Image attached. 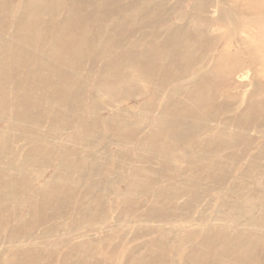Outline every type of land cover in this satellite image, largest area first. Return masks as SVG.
<instances>
[{
	"label": "bare ground",
	"instance_id": "6f19581e",
	"mask_svg": "<svg viewBox=\"0 0 264 264\" xmlns=\"http://www.w3.org/2000/svg\"><path fill=\"white\" fill-rule=\"evenodd\" d=\"M241 47L246 51H239ZM246 56L264 57V0H0V124H4L0 129V202L3 196L9 200L0 204V246H6L0 252V264H98L87 258L79 261L85 241L71 243L73 248L63 254L57 252L60 246L83 235H66L47 252L42 248L59 227L41 233L38 229L53 217H63L72 200L73 185L82 186L87 166L102 176L104 168L88 151L102 146L99 140L104 135L107 142L115 138L118 147L116 153H107L117 156L109 173L118 171L115 176L127 181L122 191L114 189L125 204L117 213L118 219L134 215V219L158 221L171 218L158 211L192 209L195 197L231 179L233 167L242 159L224 152L242 144L248 152L255 150L249 166L264 160V103L259 98L264 93V73H252L248 102L244 104L236 96L238 89L246 90V84L236 78V70L243 68ZM92 82L93 92L88 89ZM141 82L143 86L137 87ZM135 91L147 97V103L132 118L134 110L119 111L118 106ZM126 93L131 94L127 97ZM106 111L111 113L104 117ZM145 115L150 117L148 121ZM75 128L76 134L70 135L73 139L65 142L62 135ZM150 128L154 131L139 141ZM251 128L256 135L246 143ZM179 151L184 153L185 167L174 165L178 159L174 160V152ZM214 153L217 156L211 164L208 159ZM81 154L83 161L76 163ZM124 157L129 164L138 161L139 166L120 173ZM149 161L156 164L149 166ZM51 162L56 164V171L42 185L44 188L26 196L30 184L46 175ZM245 177L241 174L232 179L235 188L226 191L237 193L238 199L231 204V197H225L217 207L221 218L216 219H223L226 206L238 211L240 218L254 211V203L260 200L246 194L254 184L240 183ZM261 177L257 173L253 181L264 190ZM177 179L181 184L174 185L173 193L172 183ZM162 181L167 185L152 193V183L160 185ZM111 182L114 179L105 177L106 186ZM150 182L151 190L146 194L153 200L134 204ZM199 183H203L202 189L188 190V186ZM60 187H64L62 193ZM109 190L107 198L111 199L113 188ZM185 193L189 197L177 209L164 208ZM162 194L165 201L156 199ZM171 195L177 197L170 200ZM262 195L260 198H264V191ZM20 196H31L33 204L25 213L27 225L17 229L22 205L28 201L15 202ZM189 202L190 207L183 210ZM113 205L117 211L118 206ZM203 207L197 221L203 218L208 203ZM104 208H93V212L88 209L89 220L102 216ZM47 209L51 213L46 216ZM79 210L73 220L77 217L83 221L87 216ZM239 217L234 215L232 219L239 221ZM250 221L239 231L209 223L200 231H195L196 224L178 228V235L188 229L184 232L187 236L172 244V252L178 257L169 258V262L243 264L255 254L257 259L251 264H264V237L248 241L254 235L251 227L262 228L264 217ZM133 232L137 240L156 230L149 227L146 234ZM110 235L106 232L100 239ZM5 236L8 241L1 240ZM92 242L94 238V245ZM149 245L146 257L129 258L124 264H157L168 258L161 240L137 248ZM9 247L17 253H7ZM157 247L164 250L158 252ZM247 247L254 252L246 253Z\"/></svg>",
	"mask_w": 264,
	"mask_h": 264
},
{
	"label": "rangeland",
	"instance_id": "374dc122",
	"mask_svg": "<svg viewBox=\"0 0 264 264\" xmlns=\"http://www.w3.org/2000/svg\"><path fill=\"white\" fill-rule=\"evenodd\" d=\"M170 8V7H169ZM189 8V6H188ZM236 44H234L235 46ZM146 47V46H145ZM147 48V47H146ZM239 51H246V47H241ZM243 58V57H241ZM245 58V59H244ZM243 61H244V66L243 68L240 67L239 69L236 70V75L242 83L246 84V90L241 91L240 89H238L236 91V96L237 99L239 97L240 101L243 102L244 104L246 102H248L249 98H248V92L251 91L253 89V80L251 78L252 73H264V57L263 58H258V59H253L250 56H246L244 57ZM258 67V68H257ZM97 79V75L95 76ZM264 80L261 81V83H263ZM93 85L94 82L90 83L88 85V89L93 92ZM178 85H180L178 83ZM143 84L142 82L139 83L137 85V87H142ZM264 88V87H263ZM246 91V92H245ZM131 93H126L124 96H127ZM235 94V93H232ZM123 95V94H122ZM123 96V97H124ZM149 96V95H148ZM128 97V96H127ZM105 97H102V99H104ZM263 103H264V93L262 94L261 97H259ZM146 98L143 97L142 95L138 94V91H135L133 93L132 96L126 98L125 97V102L123 104H120L118 106V110L119 111H124V110H134V114L132 115V118H135L136 115H138L141 112V109L143 108V104L145 105L146 102ZM223 99H220L219 101H222ZM232 103V102H231ZM163 104H165V102H163ZM132 105V106H131ZM238 106H242V104L238 101L237 102ZM121 109V110H120ZM153 110H156V108H154ZM111 112L110 111H106L103 112L102 115L105 117L106 115H109ZM157 114V113H156ZM153 116L155 115V112L152 114ZM146 117V121L149 120L150 117H148L147 115H145ZM145 121V122H146ZM3 123L0 124V129L1 127H3ZM148 125V123H146V126ZM258 123L254 125L255 131L256 128L258 127ZM144 126V124L142 125V127ZM102 128V126L100 127ZM252 129V128H251ZM77 129H73L67 133H64L62 136H65L64 140L65 142H67L68 140L71 141L73 139L72 134L75 133ZM154 128H150L149 131L147 133H143L142 137L138 138L139 141L142 140V138L144 136H148L149 133L153 132ZM256 132H254V130L252 129L251 133L247 134V138L249 142L250 140H252V138L256 135ZM76 134V133H75ZM105 135L103 137L100 138L99 143L102 142V146H97L96 148H87L88 153H91L93 156L96 157V161L97 163L104 168L103 174L102 176H99L98 174V170L97 172L94 174L92 173L93 167L92 166H87L86 167V173L83 174V178H82V186L80 187L79 183L74 186L73 185V196H72V200L70 203L67 204L64 212L62 213V218H56L53 217V219H51L49 222H45L47 225L43 228L38 229L39 233H41V231H43L44 229H52V227L54 226H58L59 230L56 232L52 231L51 236L47 239V244L43 246V250L47 251L53 246V245H57L59 242H61L62 240H64L67 236L79 233L80 235H83V237L78 238V239H74V242H70L68 241L65 245L60 246V248L57 250V252H59V254L62 253V251H66L69 248H73V246H71V243H80L85 241V246L81 248L82 251H80V253H78V255H80V259L79 261L82 262L83 259L87 258L89 259V261H95L97 260L98 264H118L119 260L122 259V264H124L126 261H128V259H135L136 257H146L148 255V251L151 249V246H146L143 248H137L138 246L141 247L144 243H153L155 240H161V244H163L164 249L166 248V254H168V258L167 259H160L162 261H157V264H172L169 262V258H172V260H174L175 258L177 259V257L174 256L172 250L174 249V246H172V244L178 243L179 241H183L186 238V234L184 233L185 231H187L188 229H184L182 234L178 235L177 234V229L178 228H187L189 227V225L191 224H196V228L195 231L197 230H201V228L203 227V225H205L206 223L209 224H222V228H228L229 230H234L237 229V231L240 230L242 224H248V222L254 218V217H258V216H263L264 217V202H262V200H264V198H260L262 195V192L264 191L259 184H256L253 181V178L256 177V174H262L263 177L260 178V184L264 185V160H262L258 165L253 164L249 166V159H252V157L255 156V150H253V152H248L246 151V146H244V144L238 146V148H236L233 151H226L224 152V155H229L234 153L236 156L240 157L242 159V161L240 163H238L235 167H233V172L231 175V179H229L228 181H224L219 182L220 185H218L219 187L215 186V187H208L207 190L200 194L199 196L194 198V207L190 210H186L187 207H190V205L192 204V202H189L188 205L183 209L186 211H181L179 213H168V212H161L158 211V213H164V214H170L171 218L169 219H159L158 221H156L154 218H149V221H142L140 219H134V215H126L123 217V219H118L117 217V213L119 212V210L121 208L125 207V204L120 202V199L118 198L119 193L115 192L114 189H120L121 191L123 189L126 188V184L127 181L125 180H120V178L122 176H115V173L118 172L116 171L115 173H109V169H111L115 163V160L117 159L116 155H107L108 151L110 152H117L118 151V147L116 145V139L115 138H108L110 139L113 144L110 146H108V143H110L111 141L109 140V142H107V140L105 139ZM138 141V142H139ZM60 142H63V140H61ZM105 149H107L105 151ZM91 151V152H90ZM231 152V153H230ZM175 153V157L174 160L177 159L176 161H174V165L176 166H181V167H185V164L182 161V157L183 154L182 151L179 152H174ZM217 156V153L212 154V156L208 159L211 160L210 163L212 164L213 161ZM220 156V154H219ZM84 155L81 154L77 157L76 163H80L81 161H83ZM53 162V161H52ZM50 164L49 169L46 172V175L38 180L35 181L33 183L30 184V186L28 187V190L26 192V196H29L31 193L36 192L39 188H44V186H42L49 178L51 175H53V173L56 171V164L52 163ZM138 161L136 160H132L129 164L128 158L124 157L121 159L120 161V167H123V171H120V173H123L125 170H127V172L131 171V170H135V168L138 165L137 163ZM156 163H154L153 161H149L148 165L149 166H153ZM200 164H197L198 168H199ZM82 168L85 166V164L80 165ZM119 166V165H118ZM140 166H142V164H140ZM110 167V168H107ZM220 171V169L218 170ZM79 170L76 171V177L79 174ZM241 174H245L246 177L240 182V183H244L246 182L247 185H253V188H251V190L246 191L247 195L249 197H252L254 199L260 200L256 203H254V211L248 215H246L244 218H240L239 217V212L236 210L230 209L229 207L224 210L223 213V219H216L218 216V210L217 207L219 206V203L222 202V200L225 197H231V204L235 203L238 199V195L237 193H232L226 190H231L234 189V183L232 181L233 178H236L237 176L241 175ZM105 177H109L111 179H114V183L111 182L109 185L106 186V184L104 183V179ZM127 178L129 179V177L127 176ZM165 180V179H164ZM73 181V179H72ZM158 182V180L156 181ZM155 182V183H156ZM175 182V184H173ZM167 181H162V184L158 185V184H154L151 182L148 185V187L144 190V194H138V198L137 200H134V204L139 205L138 203L142 202V201H148V200H153V199H149V195L150 194H146L147 191L152 188V193L157 192L159 190V188H163L164 186L167 185ZM173 188L174 190L171 189V192L175 193L176 192V186L174 185H178L181 184V179H177L173 180ZM177 183V184H176ZM245 184V185H246ZM151 185V188H150ZM203 185V183H199L196 187H190L188 186V190L189 191H193L196 192L198 190H200L201 186ZM93 186V190H91L90 188ZM110 192V196L111 199H108L107 197L109 196V189H112ZM186 186V185H184ZM59 188L60 193L63 192L64 187ZM115 189V190H116ZM202 189V188H201ZM45 190V189H44ZM182 194V193H181ZM179 194L180 198L179 200L172 202V203H167L165 204L164 208L165 209H177V205H182L184 203V201L186 200V197L189 195L188 194H184L181 195ZM245 194V195H246ZM174 197L177 196H172L170 200H174ZM99 198V199H98ZM8 197L7 196H3L0 204H7V202L9 200H7ZM33 198L30 196L29 198L26 197H18L16 199L15 202H24V200H28L26 201L23 205H22V212H21V217L19 218L16 228L19 229L20 227H24L26 223V217H25V213L28 210L29 206H31L33 204ZM98 200V203H95V200ZM156 199L165 201L166 196L164 194L159 195L158 197H156ZM108 201V202H107ZM14 202V203H15ZM81 202V203H80ZM111 202V203H110ZM12 203V204H14ZM206 203H208V208H206L205 213L203 214V218L199 219V214L201 213V211H203V206L206 205ZM81 204V205H80ZM101 206H100V205ZM116 204L118 206V210L115 211L114 209V205ZM107 205L105 208L104 206ZM13 206V205H12ZM2 207V206H1ZM14 207V206H13ZM100 208L103 207L104 211H102V216H100L98 219H92L89 220V212L91 213V211L93 212V208ZM149 207V205L147 206ZM146 207V208H147ZM12 209V207H10ZM80 208L79 212L83 215V216H87V218H85L83 221H79L76 217V220H73L74 217L76 216L77 213V209ZM91 209V211L88 212V209ZM144 209H142L141 211H143ZM74 211V212H73ZM51 213V210L47 209V211L44 212V214L49 215ZM226 213V214H225ZM228 213H230V216L227 217ZM5 214H8V212H6ZM66 214V215H65ZM183 214V215H182ZM238 216L240 218V220H236V219H232L233 216ZM23 217V218H22ZM220 217V216H218ZM226 217V219H225ZM101 218V219H100ZM221 218V217H220ZM217 221V222H215ZM72 222H74L72 224ZM251 222V221H250ZM72 225V226H71ZM249 225V224H248ZM20 226V227H19ZM261 226V225H260ZM151 228L152 230H156V232L145 236L143 235L142 237H139V239L134 240L133 239V234L137 231H140L141 233L146 234L148 228ZM262 228H259V225L251 227V231L253 232V236L251 237V239H249L248 241L250 243L255 242L256 238L258 237H264V226H261ZM51 231V230H50ZM109 233L110 237H108L107 239H100L101 235H105V233ZM176 233V234H175ZM67 235V236H66ZM131 235V236H130ZM53 237V238H52ZM94 238V245H91V239ZM8 238H6V236L4 238H2L1 240H7ZM49 242V243H48ZM77 244V245H78ZM76 245V246H77ZM11 246H13V244H11ZM4 247L6 246H0V252H2L3 249H5ZM80 248V247H79ZM13 248H10L6 251L7 253H17V251ZM158 252L163 251L164 249L162 247H157L156 248ZM79 250V249H78ZM89 252V254H88ZM246 253H252L254 252L253 248L251 247H247V249L245 250ZM58 254V255H59ZM63 254V253H62ZM211 254H213V252H211ZM57 256V255H56ZM235 256V255H234ZM183 257V255L180 256V259ZM76 258V257H75ZM257 259V256L255 254H252L250 257H248L243 264H251L253 259ZM58 261V260H56ZM209 260H207V264H208ZM46 263V262H45ZM56 264V263H54ZM139 264H146L144 261L140 262ZM181 264V263H178Z\"/></svg>",
	"mask_w": 264,
	"mask_h": 264
}]
</instances>
